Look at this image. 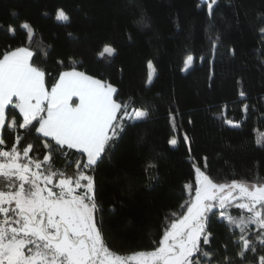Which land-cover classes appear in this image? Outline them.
I'll list each match as a JSON object with an SVG mask.
<instances>
[{"label":"trees","instance_id":"1","mask_svg":"<svg viewBox=\"0 0 264 264\" xmlns=\"http://www.w3.org/2000/svg\"><path fill=\"white\" fill-rule=\"evenodd\" d=\"M209 2L0 0V52L30 47L38 53L36 62L47 72L49 89L61 71L76 69L112 83L121 99L132 98L133 106L150 111L146 120L127 127L94 173L106 242L119 254L155 248L166 217L190 198L184 186L195 181L194 162L202 166L207 157V172L216 182L264 178V145L257 143L264 134V34L259 31L264 0H218L211 19ZM60 9L69 21L56 19ZM25 21L34 29L30 42L20 27ZM105 45L116 54L101 56ZM190 54L196 62L183 71ZM149 61L156 69L151 83ZM245 104L247 113L242 111ZM225 117L240 127L225 124ZM184 133L190 142L184 141ZM3 135L7 150L16 133L6 130ZM173 138L175 146L169 144ZM28 143L35 145L30 155L42 159L43 149L32 136L18 148ZM55 168L69 175L74 171L63 158ZM229 212L241 215L235 207ZM211 230L220 260L227 256L234 264H258L264 255L255 225L248 235L257 251H248L243 260L232 236L240 234L239 228L224 221L213 223Z\"/></svg>","mask_w":264,"mask_h":264},{"label":"snow or ice","instance_id":"2","mask_svg":"<svg viewBox=\"0 0 264 264\" xmlns=\"http://www.w3.org/2000/svg\"><path fill=\"white\" fill-rule=\"evenodd\" d=\"M217 5L218 0L207 4L210 19ZM56 19L70 18L60 9ZM20 27L30 42L34 29L26 21ZM9 31L14 33L15 28L9 26ZM259 31L264 34V27ZM218 40L212 41L214 50ZM115 54L111 45L100 53ZM37 59L39 54L30 47L0 52V264H234L227 256L220 260L214 247L213 223L224 221L240 230L232 236L240 245L236 255L242 260L248 251H257L248 235L250 225H255V239L264 247V178L216 182L204 157L202 166L192 164L195 181L184 186L190 198L178 213L166 217L168 223L153 242L155 248L127 255L112 251L98 215L103 209L97 204L94 173L127 127L146 120L150 111L133 106L132 98L121 99L112 83L75 69L61 71L49 89L47 72ZM192 64L193 56L188 55L184 70ZM148 65L151 69L152 62ZM151 79L150 72L149 83ZM242 111L247 113L249 105ZM169 118L175 124L171 111ZM224 123L240 127L226 117ZM6 130L16 133L7 150ZM29 136L40 143L42 159L30 155L35 151L33 143L18 148ZM183 139L190 142L187 133ZM257 143L264 145V134ZM169 144L175 146L177 140L170 139ZM70 155L76 158L68 159ZM62 158L68 167L74 165L72 174L55 168ZM233 207L241 210L240 216L230 215ZM258 264H264V255H259Z\"/></svg>","mask_w":264,"mask_h":264},{"label":"rangeland","instance_id":"3","mask_svg":"<svg viewBox=\"0 0 264 264\" xmlns=\"http://www.w3.org/2000/svg\"><path fill=\"white\" fill-rule=\"evenodd\" d=\"M190 55H192V54H190ZM193 56V64H192V66L194 65V63L196 62V58H195V56L194 55H192ZM187 59V58H186ZM185 66V65H184ZM191 66V67H192ZM183 71H185L184 70V67H183ZM152 73V79H151V81L153 80V78H154V76H155V74H156V69H155V66H154V64L152 63V68L149 70V73ZM95 78H97V77H95ZM97 79H99V78H97ZM149 79V78H148ZM103 81V80H102ZM224 183H228V182H224ZM229 211V210H228ZM230 213V212H229ZM152 251V250H151ZM119 254V253H118ZM131 254V253H130ZM121 255H127V254H121Z\"/></svg>","mask_w":264,"mask_h":264},{"label":"crops","instance_id":"4","mask_svg":"<svg viewBox=\"0 0 264 264\" xmlns=\"http://www.w3.org/2000/svg\"><path fill=\"white\" fill-rule=\"evenodd\" d=\"M76 70V69H75ZM69 71V70H68ZM76 71H80V70H76ZM75 99V98H74Z\"/></svg>","mask_w":264,"mask_h":264}]
</instances>
